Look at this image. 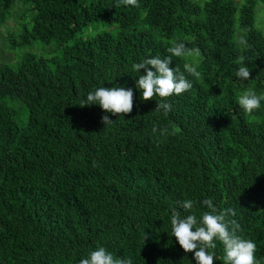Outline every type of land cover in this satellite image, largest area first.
<instances>
[{
	"label": "trees",
	"instance_id": "obj_1",
	"mask_svg": "<svg viewBox=\"0 0 264 264\" xmlns=\"http://www.w3.org/2000/svg\"><path fill=\"white\" fill-rule=\"evenodd\" d=\"M257 5L264 11V0H0V27L21 7L30 17L17 38L0 28V264H78L100 246L132 264H195L167 221L172 209L186 214V199L199 215L204 198L233 209L264 264V101L251 114L235 102L264 95ZM51 42L58 57L8 64L14 49ZM177 42L200 55L172 58L192 87L167 98L164 115L157 98L140 100L131 65ZM241 65L248 81L233 77ZM100 86L132 88V110L82 106ZM212 251L223 264L222 245Z\"/></svg>",
	"mask_w": 264,
	"mask_h": 264
},
{
	"label": "clouds",
	"instance_id": "obj_2",
	"mask_svg": "<svg viewBox=\"0 0 264 264\" xmlns=\"http://www.w3.org/2000/svg\"><path fill=\"white\" fill-rule=\"evenodd\" d=\"M123 6H137L138 0H118ZM170 55H153L139 60L131 65L132 72L136 73L134 88L139 92L141 101L154 100L156 107L153 111L166 115L170 110L167 98L178 96L187 92L192 87V82L176 67H170L173 57L183 55H200L198 48H186L184 43L177 42L166 49ZM184 70L194 77L199 73L195 68L185 64ZM143 70V74H140ZM233 77L237 81H248L249 69L246 65L239 66ZM133 89L124 86H112L104 88L96 87L87 92L84 99L80 101L82 106L95 105L105 113L113 115L127 114L132 110ZM264 95H257L254 91L247 90L235 98L236 104L245 114H251L260 108ZM102 121L108 122L107 116ZM155 131V129H153ZM201 208L199 215L193 210L194 202L191 199L183 200L180 208L182 214L172 209L168 217V227L171 237L185 254L192 253L195 264H213L214 252L217 242L222 245L223 264H260L254 253L256 244L251 240L238 234L240 225L235 219V212L231 208L218 209L211 198H204L200 201ZM78 264H132L130 259L113 257L111 252L106 251L103 246L97 247L82 257Z\"/></svg>",
	"mask_w": 264,
	"mask_h": 264
},
{
	"label": "rangeland",
	"instance_id": "obj_3",
	"mask_svg": "<svg viewBox=\"0 0 264 264\" xmlns=\"http://www.w3.org/2000/svg\"><path fill=\"white\" fill-rule=\"evenodd\" d=\"M255 20H256L255 24L257 25L259 24L260 21V26L264 31V11L259 5L255 7ZM7 25H5V27L2 26L0 28L5 30V33H14L12 37L17 38L18 32L22 30L23 27L29 29L30 17L27 13L24 12V10L21 7L18 12L17 18H14L13 20L10 19ZM89 32H91V27L88 28V30L84 33L83 37L88 36ZM60 48H61L60 46H57L55 43L51 42L50 44L47 45H42L40 43H37V44H33L32 46L23 47L20 49H14L12 52H10V55L13 56L12 59L14 62H8V64L9 65L15 64L18 61V56L25 53H33L39 56H43L44 58H51L54 56L58 57L60 55ZM7 53L8 52H6V54ZM18 112L21 121L25 122L27 115L26 111H22L19 109Z\"/></svg>",
	"mask_w": 264,
	"mask_h": 264
}]
</instances>
